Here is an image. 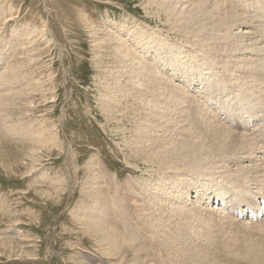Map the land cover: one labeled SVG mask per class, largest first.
Returning <instances> with one entry per match:
<instances>
[{"label": "rangeland", "instance_id": "374dc122", "mask_svg": "<svg viewBox=\"0 0 264 264\" xmlns=\"http://www.w3.org/2000/svg\"><path fill=\"white\" fill-rule=\"evenodd\" d=\"M149 2L0 0V67L16 66L20 75L16 84L18 95L14 92L7 109L9 126L19 128L17 139L0 126V264H106L115 260L104 250L101 235H95L89 225L87 209L93 178H99L101 187L105 173L112 176L115 173L119 180L129 184L136 176L150 183L151 179L156 183L158 178L164 177L163 173L150 171L149 163L134 157L125 140L132 135L136 145L137 139L145 135L144 131L134 137L136 131H131V127L135 115L130 112L127 116L117 113L115 117H107L109 110L115 109L114 98L128 104L119 96L120 84L125 79H117L120 62L114 57L107 33L115 32L112 22L148 25L155 33L157 28L167 32L172 27L169 18L197 24L201 23L204 10H193L192 19L188 20L184 10L172 7V0H165L161 6H158L159 0ZM171 36L173 43L168 45L173 48L175 40L180 41L184 34L172 31ZM198 65L197 72L191 75L208 84L216 94L218 86L211 80H225L221 86L229 89L230 99L236 100L237 91L227 81L236 83L232 70L221 69L217 74L210 63L204 64L201 60ZM153 67L160 70L156 62ZM113 82L116 88H111ZM194 87L189 84L185 90L199 98L201 93ZM219 102L248 119L263 113L262 108L245 115L239 108L229 106L228 99L219 97ZM143 112L144 109L142 117ZM175 115L173 112L172 118ZM117 124L125 125L124 133L122 128L118 130ZM158 126L146 125L145 128H151L152 134L146 130L151 146L163 152L168 144L161 139L162 131ZM32 131L35 138H29ZM226 138L230 139L227 135ZM135 164L139 168L134 167ZM222 187L219 183L212 191L221 201L230 200L228 194L221 192ZM251 191L246 188L248 195L258 199ZM193 192L188 189V198L195 199ZM258 192L264 197V189ZM186 215L189 223L176 222L175 230L169 227L158 236L167 251L172 249L169 254L181 259L196 255L195 264H228V256L237 257L228 252L214 253L211 245H206L205 236H199L200 229H192L193 218ZM117 216L120 226L112 224L116 231L136 228L143 238L152 235L154 228L148 220L137 221L130 211H118ZM257 224L232 227L231 236L237 240V247L243 249L250 243L248 238L257 241L254 236H264V229H253ZM125 239L140 240V235L132 233ZM193 241H199L206 248L189 249ZM132 256L129 252L126 258Z\"/></svg>", "mask_w": 264, "mask_h": 264}, {"label": "bare ground", "instance_id": "6f19581e", "mask_svg": "<svg viewBox=\"0 0 264 264\" xmlns=\"http://www.w3.org/2000/svg\"><path fill=\"white\" fill-rule=\"evenodd\" d=\"M159 1L161 6L165 0ZM172 1V7L184 10L188 20L192 19L193 10H204L201 23L169 18L170 31L157 28L155 33L148 25L112 22L115 32L107 33L114 57L120 62L117 79H125L121 84L116 80L121 85L119 96L128 103L124 105L114 98L115 109H108L107 117L110 119L117 113L127 116L130 112L135 115L131 127V131H136L134 137L144 131L145 135L137 139L136 145L132 135L125 140L134 157L149 163L150 171L163 173L165 178H158L156 183L151 179L150 183L136 176L129 184L119 180L115 173L113 176L105 173L104 180L101 178L104 184L99 187V178L92 177L93 192L87 209L89 225L95 235H101L104 250L115 258L106 264H195L196 255L175 258L168 253L172 249L167 251L158 237L169 227L175 230L176 222L189 223L185 214L193 218L192 229H200L199 236H205L206 245H211L214 253L237 256L235 259L228 256V264H264V236H254L257 241L248 238L250 243L243 249L237 247V240L231 236L232 227L239 224L259 223L253 229H264V197L258 192L264 189V0ZM172 31L184 34L180 41L175 40L173 48L168 45L173 43ZM2 54L6 55V51L2 50ZM201 60L210 63L217 74L221 69L232 70L236 83L227 81L237 91L236 100L230 99L229 89L221 86L225 80H211L218 86L217 95L208 84L191 75L197 72ZM154 62L160 70L153 67ZM0 68V126L16 138L20 131L9 126L7 109L17 92L20 75L16 66ZM113 83L111 88H116ZM189 84L198 87L195 90L201 93L199 98L187 93ZM219 97L228 99L229 106L239 108L245 115L262 108L263 113L248 119L224 107ZM173 112L176 115L172 118ZM146 125H159L161 139L168 144L163 152L151 146L149 132H152ZM124 126L117 124L123 133ZM198 128L199 131L194 130ZM29 133V138H35L33 131ZM219 183L223 186L221 192L228 194L230 200L221 201L212 191ZM247 187L258 199L246 193ZM188 189L194 190L195 199L188 198ZM118 211L132 212L137 221L148 220L154 228L152 235L143 238L136 228L116 231L112 224L120 226ZM236 212L244 217L239 219ZM132 233H138L140 240L125 239ZM199 241H193L188 248H206ZM129 252L133 256L126 258Z\"/></svg>", "mask_w": 264, "mask_h": 264}]
</instances>
